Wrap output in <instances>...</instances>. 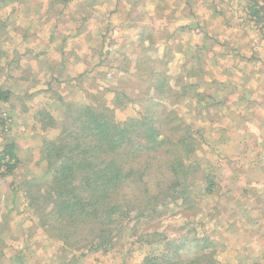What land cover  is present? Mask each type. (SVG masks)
Masks as SVG:
<instances>
[{"label":"rangeland","instance_id":"rangeland-1","mask_svg":"<svg viewBox=\"0 0 264 264\" xmlns=\"http://www.w3.org/2000/svg\"><path fill=\"white\" fill-rule=\"evenodd\" d=\"M65 2L0 0V85L13 94L0 104V152L13 143L17 159L14 174L0 176V211L8 221L0 264H145L149 254L157 256L155 264H170L179 262L176 248L183 260L215 250L196 264H264V25L250 15V0H145L134 23L127 17L131 0ZM141 26L150 35L137 44ZM194 45L203 50L194 52ZM141 52L155 68L136 62ZM196 61L192 79L203 83L200 91L186 90V69ZM157 71V82L169 76L172 102L150 97ZM185 90L190 99L178 96ZM137 95L147 98L132 101ZM165 103L199 130L188 199L159 200L156 211L127 216L113 247L73 250L50 238L43 230L46 210L41 215V205L29 206L19 188L36 177L52 181L53 171L41 161L44 143L70 130L82 106L109 109L123 121L145 104ZM40 111L56 126L43 128ZM211 178L216 185L204 193ZM110 228L114 235L118 225ZM205 236L213 240L206 249L193 241Z\"/></svg>","mask_w":264,"mask_h":264},{"label":"trees","instance_id":"trees-1","mask_svg":"<svg viewBox=\"0 0 264 264\" xmlns=\"http://www.w3.org/2000/svg\"><path fill=\"white\" fill-rule=\"evenodd\" d=\"M118 1L120 0H116L114 6L118 4ZM131 1L133 4L129 8L132 10L127 17L134 23L144 14L137 11L136 7L142 6L145 0ZM60 7L63 9L61 5ZM247 9L258 23L261 22L264 25V0H250ZM140 30L139 37L136 38L137 44L144 43L148 33L144 26H141ZM215 41L217 39H214ZM193 47L196 53L203 50L200 45ZM185 53L189 55L192 50ZM136 58V62H143L150 70L155 68L147 64V56L144 52ZM191 61L193 63V59ZM197 66L198 61L186 69L188 70L184 81L186 90L187 88L198 90L203 83L200 79H192V72ZM161 74L162 72L157 71L156 75L150 78L148 83L150 97L162 94L164 96H158L161 104L165 102V99L172 102L173 98L168 96L171 92L169 76L157 82ZM158 87L162 89L157 90ZM186 90L178 96L190 99ZM12 95L10 88L0 85V104L9 101ZM146 98L137 95L132 101L143 103ZM153 106L145 104L138 110L136 116L129 117L131 120L127 118L123 121L114 119L109 109L105 112V109L101 110L98 106L95 108L82 106L76 112L72 121L73 127L70 130L65 127L63 133L44 143L41 161H45L47 170L53 171L52 181L50 184L40 183L39 177H36L30 182L24 180L25 184L21 183L19 188L24 190L29 206L41 205L42 207L39 208L41 215L46 210L47 223L43 226V230L49 234L50 238L62 241L73 250L81 246L86 248L87 245L90 247L95 245L97 249L105 243L113 247V238L126 228L125 225H121V222L127 216L137 219L146 215L147 212L152 213L159 207L161 202L159 200L188 199L190 195L187 187L189 186L188 176L198 171L197 161L192 159H194L195 149L193 142L199 144V138L196 137L199 130H195L191 122L183 121L176 114V110L166 111V103L156 108ZM38 117L44 124L43 128L47 125L56 126L55 118L48 112L40 111ZM129 121H131L130 124ZM16 163L15 145L13 143L5 145L0 152V169L3 167V170H0V176L14 174L13 169L17 168ZM190 177L196 178V176ZM210 181L204 193L211 192L212 186L216 185L212 178ZM157 183L159 187L161 186L159 192L155 189ZM161 184L165 185L162 187ZM28 185L33 186L35 191L30 189L26 191ZM130 189L133 190L132 194L129 192ZM40 196H44L45 200L38 202ZM126 199L135 200L136 203L132 202L133 204L129 206L124 203ZM0 210H2L1 206ZM1 214L0 211V239L3 232L7 230L8 223L5 215ZM89 224L92 225L90 231L83 233ZM117 225L118 230L113 235L110 226ZM194 239L196 240L193 241L201 243L198 244L199 247L203 246L205 249L213 241L208 236L202 237L201 241L199 238ZM85 242L89 244H84ZM158 242L162 243L163 240L159 239ZM3 247L4 244H1V254ZM172 251L177 255L176 260L179 262L170 264L201 263L208 260L209 256H213L215 252L212 249L203 253L197 251L196 255L183 260L179 249ZM166 254L160 255L164 257L167 256ZM156 258L154 254H149L144 263L155 264V260L158 259ZM62 264H66L65 261Z\"/></svg>","mask_w":264,"mask_h":264}]
</instances>
